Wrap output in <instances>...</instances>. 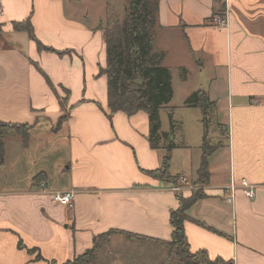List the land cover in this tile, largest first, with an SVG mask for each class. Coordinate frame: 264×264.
Returning a JSON list of instances; mask_svg holds the SVG:
<instances>
[{
    "label": "crops",
    "instance_id": "crops-1",
    "mask_svg": "<svg viewBox=\"0 0 264 264\" xmlns=\"http://www.w3.org/2000/svg\"><path fill=\"white\" fill-rule=\"evenodd\" d=\"M93 5L0 0V122L30 127L25 144L13 130L3 138L0 264H69L108 231L169 242L170 214L198 188L204 198L183 224L189 251L221 264H264V0H157L153 46L165 53L173 99L178 68L189 74L180 85L183 99L204 92L214 103L217 123L207 136H224L207 158L201 188L195 181L203 132L196 116L195 140L180 118L171 141L162 123L159 134L166 136L158 149L148 142L145 112L108 117L107 81L99 73L106 68L105 27L100 11L91 14ZM26 19L43 49L14 31L13 23ZM197 75L204 82L193 84ZM167 141L175 142L168 180L158 179L148 172L161 166ZM178 177L191 188L175 194L171 181ZM240 180L254 186L255 198L237 190L227 203L225 187ZM71 190L70 208L50 199ZM134 243L116 234L109 264L162 263L153 247L146 255Z\"/></svg>",
    "mask_w": 264,
    "mask_h": 264
},
{
    "label": "trees",
    "instance_id": "trees-1",
    "mask_svg": "<svg viewBox=\"0 0 264 264\" xmlns=\"http://www.w3.org/2000/svg\"><path fill=\"white\" fill-rule=\"evenodd\" d=\"M157 11V0H132L124 18L114 19L113 17L110 20L111 22L105 27L106 68L99 72L106 77L107 81L108 117L110 118L116 112H121L126 116L145 112L149 124L147 139L152 149H158L161 137L166 136L159 134L161 125L159 112L169 104L173 96L170 72L162 64L165 53L154 49L153 46ZM13 29L17 32L24 31L36 43L39 50L43 49V46L34 38L29 19L21 23H13ZM138 80H140L139 83H137ZM184 106L199 109L202 116H205L206 111L215 110L214 103L209 101L204 92L191 94L186 98ZM201 122H203V140L200 146L202 154L195 181V185L200 188L208 182L207 158L216 152L215 150L220 145L217 143L214 146L210 143L207 137L210 123L205 122L204 118ZM29 129L30 127L27 125H6L0 122V158L4 154L3 138L6 134L10 130L15 131L25 144ZM171 132L172 125L168 135ZM163 145L166 154L162 159L161 166L158 170L148 173L158 179L168 180L166 176L170 152L175 145L168 141ZM171 182L173 185L177 183L175 178ZM203 198L204 194L199 188L193 190L188 198H179V207L169 217V223L173 229L169 242L158 243L117 230L108 231L93 241L91 249L73 258L69 264H109L111 257L108 253L113 249L110 240L116 234L126 237L129 243L133 240L137 243H134L137 245L136 247L147 248L144 252L146 255L153 252L148 250L153 247L156 254L161 253L163 264H221L220 261H210L204 252L192 253L188 249L183 226L184 222L188 220L186 211Z\"/></svg>",
    "mask_w": 264,
    "mask_h": 264
},
{
    "label": "rangeland",
    "instance_id": "rangeland-1",
    "mask_svg": "<svg viewBox=\"0 0 264 264\" xmlns=\"http://www.w3.org/2000/svg\"><path fill=\"white\" fill-rule=\"evenodd\" d=\"M86 1H92L95 4L93 5L95 9L93 10L91 14H94L96 10H98V12L100 11L99 7H97L99 5H96V0H86ZM97 1L101 2L100 5L104 7V12L100 11L99 13L98 23L106 27L107 24L111 22L110 20H112L113 17L114 19L124 18L127 10H129V4L132 0H97ZM153 45H154V40H153ZM182 73L183 72L180 69L178 68L174 69L173 79H174V86L176 88L175 90L176 95L174 99L172 96V99L169 102L171 103L170 108H172V110L171 111L168 110V112L165 113V116L161 113L162 114L161 118H160V112H159V123H161L160 129L162 127V123L167 125V127L169 126V129L172 125V132L169 135L170 141L173 139L172 136L177 133L178 128H180L181 130V127L179 125L180 123H178L180 118L184 119L185 134H186V137H188L191 141L196 139L195 132L197 130V122L194 121L195 116L198 119V127L200 126V129L202 130V132H203V122H201L202 118H204L205 122L208 121L210 123L209 131H208L209 134L211 131L210 129H212L214 123H216L215 121H217L215 110L206 111L205 116H202L199 109L190 108V107L186 108L184 106V102L186 99H183V97H181L180 85L183 81H186V78H188L189 74L185 78ZM204 76L205 75H197L196 77H191L192 78L191 82L193 84H196V81L198 80L199 82L201 81L204 82L203 81ZM223 137L224 136L222 133L219 135V138H217V140H212L210 137H208V139L211 141L212 145L216 146L217 143H221V141L224 139Z\"/></svg>",
    "mask_w": 264,
    "mask_h": 264
},
{
    "label": "built area",
    "instance_id": "built-area-1",
    "mask_svg": "<svg viewBox=\"0 0 264 264\" xmlns=\"http://www.w3.org/2000/svg\"><path fill=\"white\" fill-rule=\"evenodd\" d=\"M217 23L222 24V20L215 19ZM176 184L173 185L171 188V191L175 194L181 193V191L185 188H191L189 182L185 177H178L176 180ZM39 190L44 192L47 188L45 182H41L39 185ZM239 190L240 193L246 198V199H254V186L250 184L246 180H240V181H232L228 186L225 187V194L227 195L226 197V202L227 203H232L234 200V193L235 191ZM76 192L74 190L68 191V192H55V193H50V199L54 204L63 206V207H68L70 208L73 204V198L75 196Z\"/></svg>",
    "mask_w": 264,
    "mask_h": 264
},
{
    "label": "water",
    "instance_id": "water-1",
    "mask_svg": "<svg viewBox=\"0 0 264 264\" xmlns=\"http://www.w3.org/2000/svg\"><path fill=\"white\" fill-rule=\"evenodd\" d=\"M139 82H140V80L137 81V83H139Z\"/></svg>",
    "mask_w": 264,
    "mask_h": 264
}]
</instances>
